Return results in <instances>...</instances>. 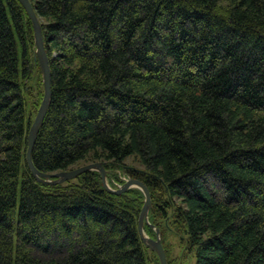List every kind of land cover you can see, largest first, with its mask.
Segmentation results:
<instances>
[{
	"label": "trees",
	"instance_id": "16d2710c",
	"mask_svg": "<svg viewBox=\"0 0 264 264\" xmlns=\"http://www.w3.org/2000/svg\"><path fill=\"white\" fill-rule=\"evenodd\" d=\"M29 1L51 78L35 168L101 162L112 188L147 186L149 223L182 226L194 264H264V0ZM34 47L23 6L0 0V264H160L140 189L28 168Z\"/></svg>",
	"mask_w": 264,
	"mask_h": 264
},
{
	"label": "water",
	"instance_id": "95a60500",
	"mask_svg": "<svg viewBox=\"0 0 264 264\" xmlns=\"http://www.w3.org/2000/svg\"><path fill=\"white\" fill-rule=\"evenodd\" d=\"M19 1L24 6V8H25V10H26L28 16L30 17L31 22H32L33 31H34L35 47L37 49V51H35L34 54L38 60V65H39L42 83H43V88H44L42 101L38 107L36 115H35L32 123L29 127V131L27 134V147H26L27 163H28L29 167L31 168L33 174L36 177L41 176V177L49 178L52 176H59V179L56 180L57 182L62 181L66 177L73 178L77 174H79L80 172L86 171V170L91 169V168H95V169L101 171V173L104 174V179H105L106 172L100 163H89L86 165H82L76 169L66 171V172H59L57 174L42 173L40 171H37L32 165L31 157H30L31 152H32V148H33L37 133L39 131V128L41 126V123L43 121V118L45 116L46 110H47L49 103H50V98H51V86H50L51 83L50 82H51V78H50V71H49V65H48V57L45 54V51L43 48L41 28H40L39 23L37 22L36 15L33 12L34 9H33L32 5L30 4L29 0H19ZM104 184L106 185V183H104ZM130 185H133V186L137 185V186L141 187L144 194H145V204L142 207L141 213L139 215V220H138V226H139V232H140L141 238L145 244L149 245L158 254V256L160 258V263L166 264L165 252H164L162 244L160 242L159 235L157 234L156 240H153V239L145 236V234H143V231H142L143 217L146 215V212L150 207L149 193H148L147 187L141 181L139 182V180L131 179V180H128L124 183V185L122 187V191L126 190L127 186H130ZM118 192H120V191H118Z\"/></svg>",
	"mask_w": 264,
	"mask_h": 264
},
{
	"label": "rangeland",
	"instance_id": "374dc122",
	"mask_svg": "<svg viewBox=\"0 0 264 264\" xmlns=\"http://www.w3.org/2000/svg\"><path fill=\"white\" fill-rule=\"evenodd\" d=\"M38 64V63H37ZM39 65L35 66V69L38 68ZM41 73L39 72V68L35 71L33 74V77L28 82V88L29 87L32 90V95L35 96V98H41L42 95V79H41ZM32 108V113H33ZM129 164H132L136 167L138 166L137 162L134 160H127ZM123 179H127L129 177L122 175ZM155 198L157 197V201H159L161 195L158 193H154ZM172 225V224H171ZM172 231L170 229L164 228L161 235V241L164 247V250L166 252V258L168 264H194V255L193 251H188L186 249V234L181 232L183 229L182 226L177 225L176 223L173 224Z\"/></svg>",
	"mask_w": 264,
	"mask_h": 264
},
{
	"label": "bare ground",
	"instance_id": "6f19581e",
	"mask_svg": "<svg viewBox=\"0 0 264 264\" xmlns=\"http://www.w3.org/2000/svg\"><path fill=\"white\" fill-rule=\"evenodd\" d=\"M19 1V0H18ZM20 2V1H19ZM30 2V1H29ZM20 4L22 5V3L20 2ZM31 4V3H30ZM32 5V4H31ZM23 6V5H22ZM33 7V6H32ZM23 8H24V6H23ZM34 9V8H33ZM24 10H25V8H24ZM25 12H26V10H25ZM34 13H35V10L33 11ZM26 14H27V12H26ZM35 15H36V13H35ZM27 16H28V14H27ZM29 17V16H28ZM36 18H37V22L39 23V25H40V22H39V19H38V17H37V15H36ZM29 19H30V17H29ZM30 21H31V19H30ZM31 24H32V22H31ZM40 28H41V25H40ZM32 29H33V26H32ZM33 34H34V31H33ZM41 34H42V29H41ZM42 40H43V38H42ZM34 46H35V40H34ZM43 48H44V42H43ZM35 51H37V49H36V47H34V51H33V54H34V52ZM44 51H45V49H44ZM45 54H46V52H45ZM34 57H35V59L37 60V57L35 56V54H34ZM48 57V56H47ZM37 63H38V60H37ZM48 65H49V62H48ZM49 71H50V69H49ZM42 79V78H41ZM42 86H43V83H42ZM50 86H51V84H50ZM43 93H44V88H43ZM42 98H43V95H42ZM41 101H42V99H41ZM50 101H51V98H50ZM41 103V102H40ZM49 105H50V103H49ZM49 107V106H48ZM48 109V108H47ZM38 110V109H37ZM46 112H47V110H46ZM46 114V113H45ZM36 115V114H35ZM35 117V116H34ZM45 117V116H44ZM34 119V118H33ZM44 119V118H43ZM33 121V120H32ZM43 122V121H42ZM42 124V123H41ZM41 127V126H40ZM39 130H40V128H39ZM29 131V130H28ZM39 132V131H38ZM38 134V133H37ZM36 138H37V136H36ZM35 141H36V139H35ZM35 143V142H34ZM34 146V145H33ZM26 147H27V143H26ZM32 150H33V148H32ZM31 154H32V152H31ZM31 157V156H30ZM25 162H26V164H27V166H28V168L30 169V171H31V173L33 174V172H32V170H31V168L29 167V165H28V163H27V160H26V150H25ZM31 162H32V158H31ZM92 163H100L101 164V162H92ZM89 164V163H88ZM32 165H33V162H32ZM84 165H86V164H84ZM82 166V165H81ZM101 166H102V164H101ZM33 167L35 168V166L33 165ZM78 167H80V166H78ZM78 167H76V168H78ZM103 167V166H102ZM76 168H72V169H69V170H61V171H58V172H54V174H57V173H59V172H66V171H70V170H73V169H76ZM36 169V168H35ZM104 169V168H103ZM37 170V169H36ZM105 170V169H104ZM37 171H39V170H37ZM87 171H97V172H99L100 173V175H101V180H102V183H103V186H104V188L105 189H107L109 192H111V193H114V194H120V193H123V192H125V191H127L128 189H130V188H133V187H136V188H138V189H140L141 191H142V193H143V195H144V203H143V205L145 204V194H144V192H143V190H142V188L141 187H139V186H137V185H135V186H133V185H130V186H127V188H126V190H124V191H122V187H123V185H124V183L126 182V181H128V180H131V179H135V178H125L124 179V182L122 183V184H119L116 188H112L110 185H109V183H108V175H107V172H106V170H105V172H106V176H105V179H104V174L103 173H101V171H99V170H97V169H95V168H91V169H88V170H86V171H82V172H80L79 174H77L75 177H73V178H70V177H66V178H64L62 181H56V180H58L59 179V176H52V177H49V178H45V177H41V176H35L34 174H33V176L35 177V179L37 180V181H39V182H41V183H46V184H57V183H62V182H65V181H68V180H71V179H74V178H76V177H78L80 174H82V173H84V172H87ZM42 173H44V172H42ZM48 174H53V173H48ZM137 180V179H136ZM139 182H140V180H139ZM104 183H106V185L104 184ZM143 183V182H142ZM144 184V183H143ZM145 185V184H144ZM146 186V185H145ZM147 187V186H146ZM147 190H148V188H147ZM118 191H120V192H118ZM148 193H149V190H148ZM149 201H150V207H149V209L147 210V212H146V215L143 217V227H142V231H143V234H145V236H147V237H149V238H151L150 236H148V234L146 233V231H145V228H144V224H148V225H150L154 230H155V233H156V237H157V234L159 235V239H160V242H161V244H162V241H161V234H160V230H159V228H157V227H154L153 225H151L150 223H149V221H148V216H149V211L151 210V198H150V193H149ZM143 207V206H142ZM141 210H142V208H141ZM140 213H141V211H140ZM140 215V214H139ZM138 220H139V218H138ZM138 230H139V226H138ZM139 234H140V232H139ZM140 237H141V235H140ZM156 237L155 238H151V239H153V240H156ZM142 239V238H141ZM143 241V240H142ZM145 244V243H144ZM147 245V244H146ZM148 247H150L149 245H147ZM162 247H163V244H162ZM151 248V247H150ZM152 249V248H151ZM153 250V249H152ZM163 250H164V247H163ZM154 251V250H153ZM155 252V251H154ZM164 252H165V250H164ZM156 253V252H155ZM157 254V253H156ZM158 255V254H157ZM158 258H159V256H158ZM165 258H166V252H165ZM159 260H160V258H159ZM161 264V263H160ZM166 264H167V258H166Z\"/></svg>",
	"mask_w": 264,
	"mask_h": 264
}]
</instances>
